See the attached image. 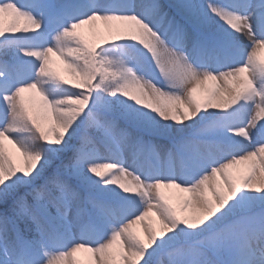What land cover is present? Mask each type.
Segmentation results:
<instances>
[{
  "label": "snow or ice",
  "instance_id": "6c2138e0",
  "mask_svg": "<svg viewBox=\"0 0 264 264\" xmlns=\"http://www.w3.org/2000/svg\"><path fill=\"white\" fill-rule=\"evenodd\" d=\"M261 50L264 0H0V264H264Z\"/></svg>",
  "mask_w": 264,
  "mask_h": 264
},
{
  "label": "rangeland",
  "instance_id": "374dc122",
  "mask_svg": "<svg viewBox=\"0 0 264 264\" xmlns=\"http://www.w3.org/2000/svg\"><path fill=\"white\" fill-rule=\"evenodd\" d=\"M96 26H97L98 31H101V32L103 31V29H104L103 24H101L100 22H96ZM81 31H82L83 35L85 36V38L87 40H89L90 42H93L96 39V37L93 35L92 31L90 30V26H84V28L81 29ZM259 55H260L261 59H264V50H261ZM52 59L54 61V66H56L58 69H62V66L60 65L58 58H56L54 56V57H52ZM211 86H212V82H208L206 84V87H211ZM198 95L201 98H203L206 95V93L203 91H198ZM244 170H245V165H238L236 168L232 169L231 171H232V174L234 176H237V175L242 174L244 172ZM163 191L165 192L166 195H172L175 192V190H170V189H165ZM173 203L175 204L176 201L173 200ZM136 227H137V231L142 235V231L139 229V226H136ZM76 257L81 262V264H87L88 259H89V254L81 251V252H78L76 254Z\"/></svg>",
  "mask_w": 264,
  "mask_h": 264
}]
</instances>
